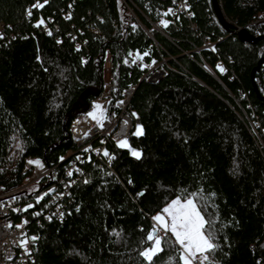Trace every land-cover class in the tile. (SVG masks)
<instances>
[{"label":"trees","instance_id":"16d2710c","mask_svg":"<svg viewBox=\"0 0 264 264\" xmlns=\"http://www.w3.org/2000/svg\"><path fill=\"white\" fill-rule=\"evenodd\" d=\"M216 1L229 27L219 23L211 0H187L188 15L173 11L166 37L151 22L156 8L173 10L175 0H131L133 13L121 0H47L31 15L25 7L33 0H0V191L21 185L27 157L51 166L34 190L62 175L75 150L70 122L100 93L106 59L109 110L121 88L134 84L130 103L138 120L126 137L130 147L108 139V166L92 157L81 164L60 199V218L45 209L58 199L53 192L12 215L29 219L34 264H148L140 253L152 243V215L187 196L213 221L218 247L208 264H264V158L244 121L251 115L264 127V59L256 66L264 37L236 34L244 28L264 35V0ZM40 20L45 29L36 26ZM129 53L143 56L142 63L164 57L165 73L146 80ZM135 125L142 135H133ZM30 188L13 194L22 198ZM162 248L152 264H183L170 233Z\"/></svg>","mask_w":264,"mask_h":264},{"label":"built area","instance_id":"2783aa9c","mask_svg":"<svg viewBox=\"0 0 264 264\" xmlns=\"http://www.w3.org/2000/svg\"><path fill=\"white\" fill-rule=\"evenodd\" d=\"M121 1L128 10L133 13L130 8L131 0ZM37 2L42 3L44 0H33L31 4H27L25 7L26 15H28L33 5ZM188 5L187 0H175L173 11L188 15ZM155 11L157 18L155 22H151V24L163 35L169 37L163 31V26L160 22L161 20H167L169 23L174 24V14H170L169 16L164 15L165 11L161 8H156ZM46 25V21H44L41 27L45 29ZM190 26L195 28L193 22H190ZM153 41L155 44H158L154 39ZM202 46L211 49L212 43L203 40ZM197 49L198 47L195 48V50ZM165 62V58L161 57L157 61L151 60L147 63L136 60L134 64L141 67L143 66L144 71L141 77L148 81H155L165 73ZM105 63H108L107 67ZM201 65L207 70L210 69L204 62H202ZM109 66L110 62L106 59L103 64V84L100 93L90 100L89 107L83 113L75 116L70 122L69 130L75 144V150L72 151L71 156L64 165L62 175L58 176L55 182H49L47 186L39 187L22 198L17 197L13 194L17 188H29L51 171V166L46 165L40 157H27L24 160L22 168V171L25 172L26 175L21 185L0 191V264H34L30 241L28 238L25 239V231L29 219L24 216L17 217V219L12 217V215L20 213V210L25 204L24 202L30 199L38 201L39 197H43L46 194L52 192L54 194L57 193L58 199L47 200L45 202V209H50L53 215L60 218L62 215L60 199L62 195L67 192V185L72 182L73 176L82 174L83 168L81 164L92 157L94 159L102 158L104 164L108 166L110 156L103 155L106 150V140L109 139L118 143V141L126 139L129 131L137 122V115L130 103V96L134 84H129L121 88L120 95L112 100V110H109L108 106L112 87ZM96 105H100L101 107L97 109ZM89 113H95L98 119H93ZM125 121H127V124L124 123ZM244 121L248 132L264 158V127L251 115L245 114ZM85 149H87V151H85ZM77 157H79V159H77ZM37 160L43 165L42 167L28 163L29 161ZM68 172H72V176H68ZM64 177L68 178L66 183L63 182ZM58 182L61 183L60 190L56 189ZM44 214L46 215L47 212H44ZM9 225H11V227H9ZM17 225H22V227H16Z\"/></svg>","mask_w":264,"mask_h":264},{"label":"snow or ice","instance_id":"6c2138e0","mask_svg":"<svg viewBox=\"0 0 264 264\" xmlns=\"http://www.w3.org/2000/svg\"><path fill=\"white\" fill-rule=\"evenodd\" d=\"M44 2L47 3V0H44ZM33 7L41 8L43 7V4L37 2ZM169 14H174L172 9H168V11L164 13V15ZM28 15H31L30 11ZM43 23L44 21L40 20L36 26L39 27ZM160 23L166 28L168 27L169 21L161 20ZM48 34L51 35V32ZM148 54V52H145L143 55L147 56ZM129 55H132V53H129ZM140 59H143V56L137 53L132 62L135 63L136 60ZM125 63H127V61H125ZM217 67L221 72L225 71L222 66L217 65ZM100 107V105H96L97 109ZM89 115L92 116L93 119H98L95 113H89ZM124 123L127 124V121ZM142 134V127L138 125L133 135L140 136ZM118 146L121 148L130 147L127 139L118 141ZM85 151H87V149H85ZM103 155L109 156V153L105 150ZM131 155L136 159L141 158V153L136 150H132ZM77 159H79V157H77ZM110 159L112 158L110 157ZM28 163L36 164L40 167L43 166L38 160L29 161ZM67 174L68 176H72L73 173L68 172ZM129 182L131 183V181ZM138 195H143V193H138ZM197 195L199 194L194 193L192 194V197H196ZM39 199H43V197H39L37 202H39ZM28 207H32V205H29ZM36 215H39V213H36ZM152 219L156 223L146 236V241L152 242L151 246L140 253L148 264H152L153 258L163 251L162 242L165 240V236H167L168 233H171L175 238V242L181 246L179 258L183 264H192V258L194 257L200 259V264H208V253H214L215 249L218 247V245L213 243L214 235L211 231L213 221L205 219V216L197 206L194 198H186L182 200L180 197H177L167 204L160 213L152 217ZM9 227H11V225H9ZM16 227H22V225H17ZM161 231L165 233V236L159 234ZM32 239L35 240L36 238L33 237ZM198 253L200 256H197Z\"/></svg>","mask_w":264,"mask_h":264},{"label":"water","instance_id":"95a60500","mask_svg":"<svg viewBox=\"0 0 264 264\" xmlns=\"http://www.w3.org/2000/svg\"><path fill=\"white\" fill-rule=\"evenodd\" d=\"M211 3H212V7H213L214 14H215L217 20L219 21V23H220L224 28L229 27V26L231 25V23H229V22L224 18L221 9H220V7L218 6L217 1H216V0H211ZM236 34H237V36H238L241 40H246V41H253V40H255V39L259 38V37H262V36L264 37V35H252V34H250V33H249L246 29H244V28L237 29V30H236ZM262 59H264V53H263V55L258 59L256 66L259 64V62H260ZM256 66H255V67H256ZM255 67H253L252 70H251V73H250V74H251V77H253V70H254Z\"/></svg>","mask_w":264,"mask_h":264},{"label":"rangeland","instance_id":"374dc122","mask_svg":"<svg viewBox=\"0 0 264 264\" xmlns=\"http://www.w3.org/2000/svg\"><path fill=\"white\" fill-rule=\"evenodd\" d=\"M107 62V61H106ZM105 65H106V67H107V65H108V63H105ZM209 71H210V69H208ZM136 128H137V125H135V127H134V130L136 131ZM37 187V185L35 184V185H32L31 186V188L30 189H35ZM177 197H173V198H171L168 202H166L163 206H162V208H161V210L165 207V206H167V204H169L173 199H176ZM186 198H190L189 196H187V197H184V198H181L182 200L183 199H186ZM161 210L160 211H157V212H155L153 215H152V217H154V216H156L158 213H160L161 212ZM153 220V219H152ZM156 222L153 220V224H155ZM159 234H164V232L163 231H161ZM171 234V233H170ZM173 237V236H172ZM28 237L26 236L25 237V239H27ZM173 239H174V241H175V238L173 237ZM179 245V244H178ZM179 249H180V252H181V246L179 245ZM197 256H200V254L198 253L197 254ZM192 264H200V259H198V258H192Z\"/></svg>","mask_w":264,"mask_h":264}]
</instances>
